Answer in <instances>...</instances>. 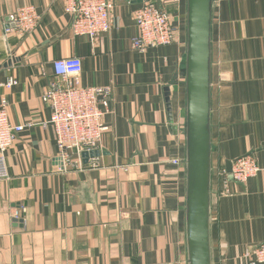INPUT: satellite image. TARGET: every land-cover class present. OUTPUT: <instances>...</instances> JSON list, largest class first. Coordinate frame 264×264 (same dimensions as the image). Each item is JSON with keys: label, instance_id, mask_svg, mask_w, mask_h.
<instances>
[{"label": "crops", "instance_id": "1", "mask_svg": "<svg viewBox=\"0 0 264 264\" xmlns=\"http://www.w3.org/2000/svg\"><path fill=\"white\" fill-rule=\"evenodd\" d=\"M146 2L171 15L178 42L133 48ZM25 5L40 21L23 35L13 18ZM111 12L93 38L74 33L66 0H0V85L18 80L0 98L23 126L0 179V264H190L188 0H111ZM70 56L83 86L112 90L100 155L84 169L63 168L43 100L54 61ZM210 133L211 264H246L264 242V0L212 2ZM248 154L261 171L225 187L221 170Z\"/></svg>", "mask_w": 264, "mask_h": 264}, {"label": "built area", "instance_id": "2", "mask_svg": "<svg viewBox=\"0 0 264 264\" xmlns=\"http://www.w3.org/2000/svg\"><path fill=\"white\" fill-rule=\"evenodd\" d=\"M66 12L75 17L72 28L76 35L95 38L111 29V0H66ZM135 19L139 34L133 39L132 45L136 50L143 52L150 47L178 42L179 30L171 15L156 3H144L136 10ZM13 20L15 31L25 35L36 29L40 15L33 6L25 5L18 9ZM54 70L57 82L45 91L43 100L51 108L49 122L56 134L59 156L64 169H84L100 155V142L107 131L103 118L108 111L112 90L109 87H86L81 84V57L59 58L54 61ZM17 84L18 80L11 77L0 86L12 88ZM8 106V101L0 98V179L10 176L7 152L16 139V133L23 129V126L10 123ZM91 165L93 167L95 163ZM260 171L256 158L248 154L234 160L230 171L221 170V175L227 187L230 180L245 183ZM244 256L246 264H264V242L246 249Z\"/></svg>", "mask_w": 264, "mask_h": 264}, {"label": "water", "instance_id": "3", "mask_svg": "<svg viewBox=\"0 0 264 264\" xmlns=\"http://www.w3.org/2000/svg\"><path fill=\"white\" fill-rule=\"evenodd\" d=\"M212 2L213 0H188L186 137L190 264H211L209 218ZM169 111L172 120L170 104ZM85 156H88L87 152ZM230 170L231 167L228 171Z\"/></svg>", "mask_w": 264, "mask_h": 264}]
</instances>
